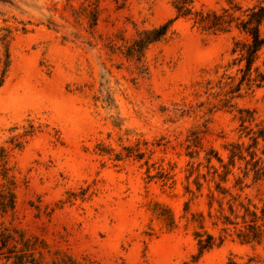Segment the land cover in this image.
<instances>
[{"label": "rangeland", "instance_id": "obj_1", "mask_svg": "<svg viewBox=\"0 0 264 264\" xmlns=\"http://www.w3.org/2000/svg\"><path fill=\"white\" fill-rule=\"evenodd\" d=\"M173 16L168 0H0V264H264V238L221 231L208 205L217 182L264 205V46L246 69V35L180 17L133 51Z\"/></svg>", "mask_w": 264, "mask_h": 264}, {"label": "trees", "instance_id": "obj_2", "mask_svg": "<svg viewBox=\"0 0 264 264\" xmlns=\"http://www.w3.org/2000/svg\"><path fill=\"white\" fill-rule=\"evenodd\" d=\"M244 1L246 0H168L174 11L173 18L158 26L141 31L139 37L134 40L132 49L138 53L147 45L163 40L167 36L173 21L181 17L191 21L192 26L209 33L217 34L236 30L246 35L248 41L236 42L235 44L240 45V60H244L245 68L250 69L257 59L258 51L264 46V35H262L260 29L264 21V0H250L252 4L247 6L243 5ZM235 50L233 49L232 51ZM259 80L264 81L263 73H260ZM260 136L264 138L263 132ZM253 140L257 142V138ZM222 166L227 168L224 164ZM226 173L227 170L224 171L223 175ZM263 176L264 163H261L260 166L254 169L253 178L257 180ZM222 178L223 181L226 180L225 176ZM10 183L13 184L12 181ZM215 188L221 198L210 192L208 205L211 207L213 202H219L215 213L211 216L217 223L222 224L221 231L227 232L231 228L232 233L243 242H261L264 238V205L262 208H258L254 204L245 203L239 198V195H232L227 189L222 188L218 182L215 184ZM7 193V201L12 206L15 198L13 189L8 187ZM224 198H227L225 202L227 204L226 209L223 203ZM168 211L170 210L168 209ZM168 219L170 224L173 223L171 214ZM205 234L206 237L202 239L201 234L195 232L199 253L210 249L214 245L213 235L210 233ZM67 259L66 264H103L93 260H88L84 263L72 257Z\"/></svg>", "mask_w": 264, "mask_h": 264}]
</instances>
